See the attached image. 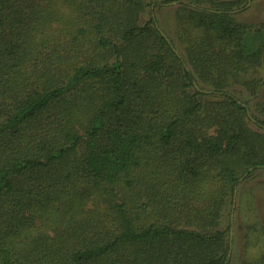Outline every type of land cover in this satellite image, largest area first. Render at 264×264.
Masks as SVG:
<instances>
[{
	"label": "trees",
	"instance_id": "obj_1",
	"mask_svg": "<svg viewBox=\"0 0 264 264\" xmlns=\"http://www.w3.org/2000/svg\"><path fill=\"white\" fill-rule=\"evenodd\" d=\"M242 1L0 0V264H229L225 200L264 169Z\"/></svg>",
	"mask_w": 264,
	"mask_h": 264
},
{
	"label": "rangeland",
	"instance_id": "obj_2",
	"mask_svg": "<svg viewBox=\"0 0 264 264\" xmlns=\"http://www.w3.org/2000/svg\"><path fill=\"white\" fill-rule=\"evenodd\" d=\"M180 7L181 4L178 1H172L166 5L155 6L153 14L163 35L174 41L178 52L183 56L185 51L177 39L183 19ZM242 7L244 8L236 13L239 21L255 25L264 23V0H243ZM150 17H152L151 7L143 11L140 23L148 22ZM205 88V90L208 89ZM238 89H233V93L242 98L245 97L244 91ZM208 98L218 99L219 97L210 95ZM254 103L255 101H250V114H253V110L255 111ZM250 125L257 129L252 122ZM235 190H237V195L235 199L233 194V204L231 193L225 200L220 216V228L228 227L229 219L232 221L229 264L253 263L264 256V169L252 170L248 176L246 175L240 180Z\"/></svg>",
	"mask_w": 264,
	"mask_h": 264
},
{
	"label": "water",
	"instance_id": "obj_3",
	"mask_svg": "<svg viewBox=\"0 0 264 264\" xmlns=\"http://www.w3.org/2000/svg\"><path fill=\"white\" fill-rule=\"evenodd\" d=\"M234 198L236 199V195H237V190H235V193H234ZM235 199H234V202H235ZM234 207H235V204L233 205V209H234ZM231 234H232V231H231Z\"/></svg>",
	"mask_w": 264,
	"mask_h": 264
}]
</instances>
